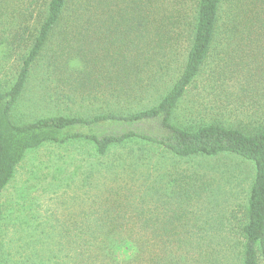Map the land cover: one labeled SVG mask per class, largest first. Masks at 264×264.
<instances>
[{
	"label": "trees",
	"instance_id": "trees-1",
	"mask_svg": "<svg viewBox=\"0 0 264 264\" xmlns=\"http://www.w3.org/2000/svg\"><path fill=\"white\" fill-rule=\"evenodd\" d=\"M15 58L13 79L0 81V234L3 194L27 154L84 141L101 162L113 148L129 156L85 173L86 188L105 173L115 184L56 219L65 227L49 264L58 253L65 264H264V124L209 116L198 89L215 91L226 64L243 93L264 80V0H0V71ZM32 79L53 108L19 123ZM88 105L101 108L76 110ZM223 156L253 174L246 204L217 217L232 196L185 164Z\"/></svg>",
	"mask_w": 264,
	"mask_h": 264
},
{
	"label": "rangeland",
	"instance_id": "rangeland-1",
	"mask_svg": "<svg viewBox=\"0 0 264 264\" xmlns=\"http://www.w3.org/2000/svg\"><path fill=\"white\" fill-rule=\"evenodd\" d=\"M222 58L225 56L222 55ZM226 62L227 58L224 59L222 66H225ZM18 66L17 58L7 62L4 70L0 71V81L12 80ZM226 66L227 77L213 85L215 91H210L209 86L204 87V84H200L198 88L199 90L205 88L207 91L203 100L207 114L212 116L222 113L221 119H225L224 123L228 124L231 122L245 126L264 124V107L262 108L264 80L261 83H253L252 89L250 88L248 93H243L244 89L241 87L245 82L244 77L236 72L233 64ZM37 71L41 73V69ZM258 73L264 76V68ZM39 84V81L32 79L28 85L22 101L12 114L17 122H32L52 110V106L39 101ZM189 100L198 102L200 99L197 100V96L192 95ZM95 106L88 105L89 108L86 106V109L76 110L87 114L86 116H93L94 108H101ZM217 107H221V110L216 109ZM247 115H252V119ZM127 155L129 156L128 149L113 148L101 162L95 157L90 144L84 141L64 146L46 144L38 150L30 151L2 197L4 220L0 234V264H40L44 260L49 264L48 257H53L57 253L55 250L57 247L60 248L62 242L59 231L65 227L61 223H56V219L66 218L72 211H78L81 196L87 193L91 196L100 194L107 196V190L115 184L112 181L113 174L105 173V178L95 179L93 188H86L83 186L85 173L99 164L106 166L103 163L120 165ZM147 159L152 164L157 157L155 154H148ZM165 160L166 164H175L167 157L163 162ZM185 165L188 167L199 165L198 167L215 174L221 182L222 190L232 196L231 206L221 204L215 208L217 217L229 209H239L246 204L253 174L251 166L233 156H223L216 160L201 158ZM46 232L51 236L48 239ZM39 240L42 243L39 244ZM120 253L125 254V250ZM57 255L56 262L65 264L64 255L62 253ZM41 257L43 258L39 259Z\"/></svg>",
	"mask_w": 264,
	"mask_h": 264
}]
</instances>
